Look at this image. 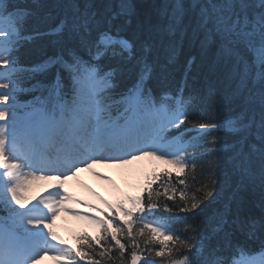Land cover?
I'll return each instance as SVG.
<instances>
[{
	"label": "snow or ice",
	"instance_id": "1",
	"mask_svg": "<svg viewBox=\"0 0 264 264\" xmlns=\"http://www.w3.org/2000/svg\"><path fill=\"white\" fill-rule=\"evenodd\" d=\"M44 6V0H0V207L8 212L9 222L8 227L0 222V264H38L49 253L57 264H104L105 258L112 264H264V258H244L236 238L264 235V216L246 214L242 196L259 190L264 207V0H165L162 15L167 23L162 30L169 35L182 31L191 14L194 28L204 33L203 42L217 44L234 94L244 98V107L231 117L212 119L200 112L191 121L199 106L215 109L223 98L215 89L204 96L185 97L183 89L175 95L153 94L148 59L152 26H139L142 39L125 34L135 15L131 0L105 11L95 0H73L74 15L54 24L47 23L49 14L42 15ZM49 37L56 38L57 53L38 64L22 65L21 49ZM169 51L173 58L175 47L169 45ZM53 67L57 70L50 84L23 87L24 77ZM62 72L71 78L69 93ZM125 73L133 81L118 92V77ZM37 87L48 91L39 104L18 103V93ZM198 150L216 157L215 166L207 169L213 178L201 198L180 191V211L195 215L204 200L215 198L220 154H228L236 176L210 232L203 234L190 223L182 237L156 218L149 219L161 207L154 200V193L157 199L161 193L153 190L152 180L146 200L128 196L129 205L104 201L119 219L103 209L100 216L85 214L101 231L93 237L82 234L76 248L53 229L59 212L73 211L66 203L73 198L61 189L80 166L153 157L172 166L163 170L165 177L175 172L179 184L187 187L179 177L189 166L196 170ZM153 175L160 180L161 174ZM36 180L55 181L48 186L54 191L29 195ZM160 186L163 195L174 200L168 193H175V186L163 181ZM163 208L171 210L167 203ZM237 252L240 259L235 258Z\"/></svg>",
	"mask_w": 264,
	"mask_h": 264
},
{
	"label": "trees",
	"instance_id": "2",
	"mask_svg": "<svg viewBox=\"0 0 264 264\" xmlns=\"http://www.w3.org/2000/svg\"><path fill=\"white\" fill-rule=\"evenodd\" d=\"M22 3H30V0H18ZM121 0H95L96 5L105 11L109 8L115 10ZM75 3L83 4L85 0H75ZM134 6L135 15L132 17V23L126 31V35L132 38H143L138 31L141 24H150L152 26L151 36L154 41L151 53L148 56L149 61L153 65L152 78L149 81V86L153 90L155 96H160L162 93L172 95L178 94L183 89V95L187 97L191 94H199L204 96L209 89H215L223 98L218 108L207 109L206 105H201L195 110L194 115L189 116V120L199 118L200 112H205V115L212 119H224L233 116L244 107V98L242 95L234 94V83L228 78V67L223 60L218 56L217 44L207 43L204 41V33L194 28L192 24V15L185 18V28L176 31L174 35H169L164 32L163 25L167 23L166 18L162 15L165 0H131ZM44 13L49 14L47 23L54 24L62 17H72L74 15L73 0H44ZM31 20L29 21V27ZM55 37L45 38L35 44H26L20 51V61L24 66H32L40 63L46 56H52L57 53L59 46L54 43ZM169 45L176 49V55L170 58ZM56 68L45 71L32 73L30 76L24 77L23 87L31 88L32 85H48L54 79ZM63 77V87L66 93L71 90V78L66 72L61 73ZM120 83L117 91H123L132 81L133 76L125 73L118 77ZM48 91L46 88L37 87L34 91L20 92L17 95L19 102L40 103L46 96ZM39 98L37 100L36 98ZM115 115V113H114ZM186 124L184 127H189ZM231 140V137H226ZM201 150L197 151L198 159L196 160V170L192 171L191 166L185 170V175L179 179H185L186 185H180L176 173L173 172L171 178L163 175V170L158 171L161 174L160 180H156L153 175V190H158L161 195L157 199L154 193V200L160 204V209L154 214L168 228L173 230V234H179L182 237L186 234L185 225L195 223L198 225V231L206 234L212 229L218 211L223 207L224 202L230 196L233 187L235 186L236 176L231 170L228 162V154L223 153L219 156V170L216 175L219 188L218 192L214 193V197H209L204 200L196 214L180 211L183 206V201L180 198V191L186 192L189 197L196 196L201 198L204 194L205 185L208 180L213 178V173L208 171L209 167H214L216 157L200 154ZM169 183L177 189L175 193L169 190L168 195L173 196V199H168L163 195V187L161 182ZM141 197L147 198V192L143 191ZM243 210L246 214L254 217L264 216V207L261 205V194L259 190H253L242 193ZM164 203H167L170 211H165ZM7 212L3 207H0V214ZM153 216V214H150ZM135 227V226H134ZM83 232L77 235L82 236L88 233L90 237L100 234ZM239 248L243 251V255L262 252L264 250V235L257 234L255 237H245L237 234ZM126 244L127 240L123 241ZM78 247V242L76 243ZM75 247V248H76ZM99 251V249H97ZM130 251V249H129ZM112 256L117 253L113 251ZM240 253L235 255L239 259ZM101 259L99 256L95 257ZM158 259V258H157ZM104 264H112L111 261L105 258ZM118 264V261H117Z\"/></svg>",
	"mask_w": 264,
	"mask_h": 264
},
{
	"label": "rangeland",
	"instance_id": "3",
	"mask_svg": "<svg viewBox=\"0 0 264 264\" xmlns=\"http://www.w3.org/2000/svg\"><path fill=\"white\" fill-rule=\"evenodd\" d=\"M18 103L39 104L36 102L20 103L19 100ZM171 167V165L153 157H144L127 164L101 162L94 164L91 168L80 166L79 171L74 176L70 175L68 179L63 181V189H61L62 192L66 189L67 193L73 198L66 202L73 211L59 212L53 222V229L61 240L66 241L68 245L75 248L78 234L83 232L91 234L100 230L98 225L84 218L85 214L100 216L101 212L99 210L103 209L104 213L110 216L114 215L119 219V214L113 209H108L104 201L113 204L124 201L126 205H129L130 202L126 199L128 196H140L146 189L148 182L153 181L154 173ZM45 175H48V173H45ZM54 183L56 182L49 180L33 181L28 194L46 195L48 191H54V189L48 187ZM7 218L8 212L0 214V222L5 227L9 226ZM152 218L162 222L158 217L149 214V219ZM52 255V253H49L43 256L39 259L38 264H57V261L52 259ZM244 258L259 261L264 258V250L244 255Z\"/></svg>",
	"mask_w": 264,
	"mask_h": 264
}]
</instances>
